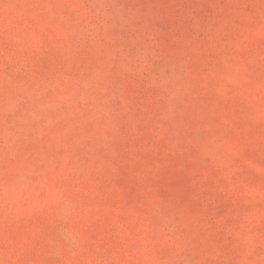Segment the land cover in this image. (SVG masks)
<instances>
[{
    "label": "rangeland",
    "instance_id": "rangeland-1",
    "mask_svg": "<svg viewBox=\"0 0 264 264\" xmlns=\"http://www.w3.org/2000/svg\"><path fill=\"white\" fill-rule=\"evenodd\" d=\"M0 264H264V0H0Z\"/></svg>",
    "mask_w": 264,
    "mask_h": 264
}]
</instances>
